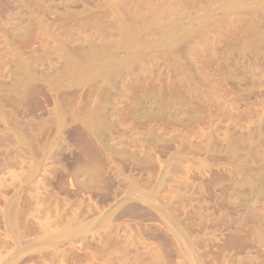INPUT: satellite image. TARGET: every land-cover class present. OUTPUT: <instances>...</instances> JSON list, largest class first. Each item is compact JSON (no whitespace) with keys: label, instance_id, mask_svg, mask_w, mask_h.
I'll return each instance as SVG.
<instances>
[{"label":"rangeland","instance_id":"374dc122","mask_svg":"<svg viewBox=\"0 0 264 264\" xmlns=\"http://www.w3.org/2000/svg\"><path fill=\"white\" fill-rule=\"evenodd\" d=\"M0 264H264V0H0Z\"/></svg>","mask_w":264,"mask_h":264}]
</instances>
